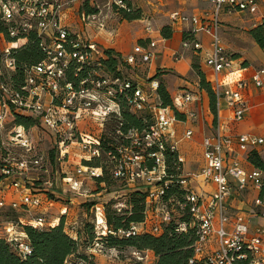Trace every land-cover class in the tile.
Wrapping results in <instances>:
<instances>
[{
  "label": "built area",
  "instance_id": "2783aa9c",
  "mask_svg": "<svg viewBox=\"0 0 264 264\" xmlns=\"http://www.w3.org/2000/svg\"><path fill=\"white\" fill-rule=\"evenodd\" d=\"M72 3L73 0H0V21L9 24V41L0 35L7 44L0 54V173L4 181H8L6 187L19 194V200L7 202L0 199V214L6 208L29 212L37 209L42 201L37 191L26 185L23 177L26 173L45 169L42 158L31 156L32 136L28 133L34 127L26 130L22 126H15L17 115L34 118L37 126L46 129L56 139L59 161L68 155V145H78L85 152L88 162L100 158V140L105 124L111 118H120V100L135 112L148 109L153 113L154 123L141 132L129 130L123 134L118 131L122 144L116 148L117 154L108 153V156L115 164L116 179L135 183L146 177L151 182L149 185L159 187L148 193V207L151 202L162 201L169 186L164 151L169 147L171 152H177L176 146L169 143L174 134L173 126L177 122L173 110L161 105L156 80L142 87L131 77L108 76L95 70V67L92 68L105 56L95 44L89 43L65 25L64 12ZM111 5L119 14L136 11L134 0H112ZM211 6L212 10L202 17L189 18L180 12H174L170 15V20L173 24L189 23L192 26L189 31L184 32L191 37L182 41V48L185 50H201L202 45L196 40V35H209L211 43L205 64L216 76V83L212 87L217 99V109L219 101L225 99L232 115L231 122L240 123L248 111L245 92L251 84L258 88L264 86V69L255 70L249 78L242 75L245 69H232V59L228 57L220 37V17L223 13L255 14L258 10L257 0H211ZM79 16L84 27L97 24L99 30L104 28L98 13ZM51 28L54 29L53 34L47 35ZM147 31H151L150 27ZM32 33L40 39L45 59L35 66L26 67L22 71L23 80L16 81L13 78L17 72L14 50L23 47ZM155 48V41L136 45L123 61L131 70L150 64ZM224 71L227 73L222 80L219 76ZM70 72L76 79L75 82L67 80ZM82 72L86 74L80 76ZM229 76L234 77L228 79ZM180 98L182 102L174 106L177 111L178 106L188 104L193 99L191 94H184ZM7 115H11L12 121L7 122ZM91 119L100 127L98 135H90L81 127ZM8 124L14 126L12 134L8 133ZM191 136V131L185 133L186 138ZM262 144L264 139L255 135H227L219 126L211 136L204 138L205 166L200 173L191 177L205 184L214 183L215 189L204 195H198L189 189L185 197L183 207L189 206L193 219L191 227H195L196 235L190 264L195 261L204 264H264V225H251L252 218H264V195L260 194L253 200L249 215L230 211L237 194L247 188L260 193L264 189V171L254 168L247 172L243 167V160L248 161L249 153ZM147 158L153 160L151 170L144 165ZM183 161L178 156L180 165ZM99 171V168L86 165L80 166L77 174L80 176L87 173L90 178H98L101 176ZM188 179L191 178L181 176L179 185L186 188ZM70 180L71 190L79 192L82 181L73 177ZM47 185L51 187V184ZM156 218L157 221L150 224L146 216L143 223L132 225L127 231H119L118 235L125 238L145 232L160 235L163 226L171 222V215L164 204L156 210ZM21 222L24 223L22 219ZM102 222H97L96 225H104L105 220L102 219ZM27 224L38 229L55 226V223L47 222L41 214L32 217ZM16 227L19 228L11 222L5 223L4 236L0 238L15 243L19 252L28 254L30 248L27 237L23 231H16ZM185 229V224H181L179 230L184 232ZM73 231L74 228L71 227L68 232L76 237ZM141 254L143 255L138 252L136 259L142 262L146 257H139Z\"/></svg>",
  "mask_w": 264,
  "mask_h": 264
},
{
  "label": "rangeland",
  "instance_id": "374dc122",
  "mask_svg": "<svg viewBox=\"0 0 264 264\" xmlns=\"http://www.w3.org/2000/svg\"><path fill=\"white\" fill-rule=\"evenodd\" d=\"M86 1L85 3H88ZM257 1L260 5V9L264 10V0ZM100 4H102L103 8L101 10H103L104 13H109L104 14L98 9H96L97 13L99 14V20L104 26V28H102L101 30H105L108 25L109 31L111 33V28H113V26L117 22L120 23L123 21L122 14L115 12V8L113 7V5H111L112 0H110L109 7L105 6L106 0H101ZM156 5L159 9H166V13L169 12L168 9H189L190 11H193L194 9H200L203 11L206 10L207 13L212 10V6L210 7L211 0H157ZM135 9L137 10V6H135ZM80 11L81 12L79 14H85V10ZM139 13L141 15V12ZM110 14H113L115 17L112 18ZM167 17V15H159L157 21L152 26L155 32L158 31L160 35L164 27H171V24L169 25V20ZM235 17L236 20L227 19L224 22V28L221 32L222 40H224L223 43L227 49L226 51L230 59L240 58L241 61H247V57L245 54H251L253 50V45L251 44L252 39L249 35V31H251V29H254L252 28V25L255 23V21L251 17H246L242 15ZM136 27H138V24L136 25ZM53 32L54 29L51 28L47 32V35H51L53 34ZM165 40L167 42H160L157 45L158 49L164 52L163 47L167 46L174 48L175 51L180 50V41L177 36L173 37V32L171 34V38ZM140 44L141 42H138L137 45ZM6 46V41L3 39L2 36H0V54L3 52ZM102 51H104V49H102ZM155 52L158 53L157 50ZM175 55L178 57L175 56L174 59L180 57L179 53ZM161 59L162 54L158 57L156 61H159ZM194 60L195 59L193 58L192 61ZM162 71L163 70H156L155 72H150L149 64H145L139 66L138 68L136 67L133 70L127 67L124 70V74L126 75V77L133 78L135 83H138L140 86L143 87L144 85H147L148 82L156 80L153 79L156 74H164V72ZM120 111H122V107L120 108ZM128 112L135 114L137 117L143 118V124L145 125H148L151 122L152 124L154 123L153 113L148 109L142 112H135L131 108L129 109L128 107ZM208 117L209 119L212 118L211 112ZM110 120H113V118L109 119L105 124L104 132L106 133V128L108 125V136L112 137L115 124L113 123V121L110 122ZM183 120V118H176L177 122ZM10 121H12L11 115H7V122ZM211 125H214L213 118L211 122L210 120L205 121V128L207 130L211 129ZM81 127L82 129L84 128L86 131H88L87 133L90 135H98L100 130V127L93 119L89 120L86 125L82 124ZM13 128V124H8V133L12 134ZM181 128H183L182 125L180 126V129ZM28 134H31L32 136L31 156H37L42 158L45 169L42 171L37 170L26 173L23 177L25 178L26 185L28 187H33V189L37 191L39 197L42 198V201L37 209H33L29 212H24L20 210H14L15 212H8L9 208L3 210L0 214V236H4L3 225L7 222H11L16 225L18 218H21L24 223H27L32 217L41 214L44 215L47 222L55 223V225H57L59 223L60 218L64 216L66 223V231H69L72 227L74 228L73 233L79 234L78 250L73 256L69 258V264H154L155 256H151L150 253L152 252L150 251L140 252L143 253V255H139V257H146V259L141 262L136 259L139 251H136L130 247L110 248L106 244H104L105 247H102L101 245H96L93 248L90 247L94 243V238L92 237H95L96 234L106 233L105 224L102 226L96 225L97 222L101 223L102 219L105 220L104 215L112 213H115L120 216L128 215L132 211L133 202L140 199L139 196H136V194H134L136 191L149 193L150 191H154L159 187L155 184L149 185L148 183L151 182L148 181L146 177H143L135 183H128L122 180L115 181L111 176L112 174L114 175L115 169L113 164H111L112 162H110L111 157L104 155L101 152L99 161L100 165L104 167L103 170L105 171V174L103 176L106 179V183H97V178H90L87 173H83L82 175L78 176L77 170L80 168V166H86L85 152L81 150L78 145H68V147L66 148V150L68 151V155H66L64 158H62L61 161H59L57 157L58 147L55 141L56 139H54L53 136L46 129L42 128L41 126H37L34 127L33 130H30ZM200 140L201 137L196 134L195 138L188 141V144H193L192 148H188L186 144L180 147L181 144L179 143L178 148L180 147V149L178 151H180L182 155H184V161L181 164L182 176L186 175L187 172L198 171V160L201 156ZM178 151L177 154L178 156H180ZM51 152L54 153V157L50 156ZM259 156L262 160H264V158H262L264 157V151H262ZM99 169L100 171L98 173L102 176V169ZM169 171L170 174H173V171H176V164L172 163L169 168ZM191 176V179H188L189 182H187L188 185L186 186V190L191 189V191L197 192L198 195H204L205 192L199 191V189H197L195 183V181L197 180H194ZM72 177L78 178L82 181V185L81 188H79V192H75L70 188V179ZM47 183L51 184L50 188L48 187ZM6 185H8V181H4V178L0 173V189L5 188L4 191H0V199H4L7 202L11 200H19V194H17L14 190L10 188L8 189V186L6 187ZM9 194L12 196H10ZM146 203H149V201ZM163 203V199L162 201H155L154 203L151 202L148 207L149 210H147L148 223L153 224L155 221H157L156 210L158 209V207L163 205ZM165 204L166 209L171 215V221H174V223L180 222L181 219L184 217L183 203H180L176 198H173L171 202H166ZM14 213L16 217H14ZM15 230L22 232V229L20 227H16Z\"/></svg>",
  "mask_w": 264,
  "mask_h": 264
},
{
  "label": "trees",
  "instance_id": "16d2710c",
  "mask_svg": "<svg viewBox=\"0 0 264 264\" xmlns=\"http://www.w3.org/2000/svg\"><path fill=\"white\" fill-rule=\"evenodd\" d=\"M17 1V0H12ZM86 1V0H85ZM82 4V11L85 10V14H95L96 9H92L88 3ZM88 2V1H86ZM81 12V11H80ZM122 14V13H120ZM141 15L138 10L131 14H122V19L126 21L138 20ZM8 27L9 24L0 21V35H3L6 41L8 39ZM172 34L171 27H164L161 35L164 39H170ZM250 37L257 44L260 49H264V23L257 26L256 28L249 31ZM191 39L187 33H183V40ZM105 58L97 62L95 70L102 71L103 74L108 76H118L123 75L125 68L130 67L124 63L123 58L118 53L111 49H106L103 51ZM13 57L17 63V72L13 75L16 81L23 80L22 71L26 67H31L39 64L45 59V54L40 47V39L36 34L32 33L28 36L27 43L14 50ZM121 70H118V69ZM192 69L199 78L200 89L205 91L209 98V107L211 114L213 116L214 124L217 121V99L215 91L209 81L206 80L204 74L201 72L199 65L196 61L192 63ZM86 72H82L80 76H84ZM159 74H156L153 79H156ZM68 81L75 82V78L72 72L68 74ZM158 96L163 107H170L174 110L176 118H183L173 105L172 98L165 88V86L159 82ZM122 107L121 116L119 119L110 120L115 124L112 137L108 136V125L107 131L104 132L100 140L101 153L108 156V153H116V148L122 144V140L117 135V131L126 134L129 130L143 131L148 129L152 122L148 125L143 124V118L137 117L135 114L128 112V106L122 100H120ZM127 109V110H126ZM15 126H22L24 129L28 130L37 126V120L32 117H24L17 115L14 120ZM54 153L51 152V157H54ZM100 158L93 159L92 161H86L85 164L92 168H101L102 176L96 179L97 183L104 184L106 179L104 178L105 171L104 167L100 165ZM115 167L114 162L110 159ZM248 162L254 166L256 169L264 171V160L261 159L256 151L249 153ZM164 163L166 166V173L168 176L169 186L165 190V195L163 197V204L166 206V202H171L173 198H176L180 203H185V197L189 193L186 188L179 185L178 181L181 178V165L178 163L177 152H171L170 148L164 151ZM176 164V171L170 174L169 168L171 164ZM145 167L149 170L153 167V160L147 158ZM115 181H120L116 179L114 175H111ZM262 195H264V189H262ZM134 194L139 196L140 199L136 200L132 204V211L128 215H117L115 213L104 215L105 219V234H96L93 240V244L90 248L96 245H101L105 247L104 244L110 248L117 247H130L136 251H150L155 256L154 264H190L189 261L193 258V245L196 241L195 227L192 226V216L189 211V206L185 205L183 207V218L180 222L174 223V221L169 222L163 226V231L160 235H154L148 232L140 233L135 236L125 238L118 235L119 231H127L132 225H138L145 221L147 216V206L146 198L148 193H143L136 191ZM8 212H15L9 210ZM14 217H16L14 213ZM18 218V217H17ZM10 223V222H7ZM185 224L186 229L184 232L179 230L181 224ZM65 217L62 216L60 221L54 227H48L44 229L35 228L27 223H22L21 218H18L16 225L22 229L27 237V244L30 248V253L23 254L19 252L16 244L9 242L0 238V264H69L68 260L73 256L79 245V234L76 237L72 236L68 231H66ZM113 232L115 234H110ZM108 241V242H107ZM193 264H204L203 262L195 261Z\"/></svg>",
  "mask_w": 264,
  "mask_h": 264
},
{
  "label": "crops",
  "instance_id": "0c3cea01",
  "mask_svg": "<svg viewBox=\"0 0 264 264\" xmlns=\"http://www.w3.org/2000/svg\"><path fill=\"white\" fill-rule=\"evenodd\" d=\"M84 1L85 0H73L71 6L67 7L64 12V23L70 28L71 31L81 35L83 39L87 40L89 43L95 44L99 49H111L121 55L123 58L132 53L133 48L138 44V42H141V45H144L149 41H155L156 48L153 51L154 57L152 62L149 64L150 72L163 70L162 72H164V74L159 75L156 80L158 81V83L160 82L165 86L172 98L174 106H177L182 102L180 97H182L184 94L192 95V101H190L188 104H183L181 107L178 106V111L180 114H182L184 120L178 121L173 126L174 134L173 137L169 140V143L171 145H175L178 151L184 144H186L188 148H192L193 144H188V141L195 138L196 134L201 137V156L198 160L199 169L197 172H187L186 175H184L185 177H190L191 175L198 174L204 168L205 162L202 157V142L205 137L211 136L214 133L217 126H219L221 131L227 135L252 134L261 139H264V86L258 88L251 84L248 90L245 92L248 111L243 121H241L240 123H232V115L226 105V101L225 99H221L219 101L217 109L216 125H211V129L209 130L205 128V121L210 120L211 122L213 116L211 119H209L208 117L211 112L209 107V98L206 92L200 89L199 78L192 69V63L194 61L197 62L201 72L204 74L206 80L209 81L211 85H214L216 83L215 74L205 64L207 53L210 50L211 38L206 33H198L196 35V40L201 43L202 49L198 51H195L193 49H182L183 33L185 31H189L192 26L189 23L173 24L170 21V15L174 12H180L182 13V15L189 18L193 16L202 17L207 13L206 10L203 11L200 9H194L193 11H190L189 9H168L169 12L166 13V9H159L157 7V0H134V6H137V10L141 12V18L130 22L126 20H123L120 23L117 22L113 26V28H111L112 32L110 33L108 25L105 30H99L97 28V24L90 27L82 26L78 12L80 11V9H82V4ZM87 1L89 3L88 5L92 9H98L100 12L104 13L103 10H101L103 9L102 4H100L101 0ZM257 5L258 10L255 14H249L248 12H237L232 14L223 13L220 17L221 40V32L224 28L223 24L227 19L236 20L235 16L241 15L251 17L255 21V23L252 25V28H256L257 26L264 23V10L260 9L258 1ZM105 6H110V0H108V3L106 0ZM104 14L109 13L106 12ZM161 14L168 16L167 18L169 20V25L171 24L173 37L177 36L181 44L179 51H175L174 48L167 46L163 47L164 52L158 49L157 45L160 42H167L161 37L160 33L158 31L155 32L154 28L152 27L157 21L158 16ZM110 15L112 18L115 17L113 14ZM137 24L138 27H136ZM148 27H150L151 29L150 32L147 31ZM223 42L224 40H222V43ZM251 44L253 45L252 53L245 54L247 57V61H241L240 58L232 59V69L235 71L239 69H245L242 72V75L245 78H249L257 69H264V49H260L253 41V39L251 41ZM156 50L158 51V53L155 52ZM177 53H179L180 55V60L174 59L175 54ZM161 54L162 59L156 61ZM193 58L195 59L194 61H192ZM226 73L227 71H224L222 74H220L219 78H222V80H224ZM233 77L229 76L228 79ZM262 80H264V77H262ZM181 125L183 126V128L180 129ZM187 131L192 132V137L190 139H187L185 137V133ZM179 143L181 145L178 148ZM255 151L260 155L261 152L264 151V144L258 146ZM178 152L180 157L184 159V155H182L180 151ZM238 154L240 157L243 156H241L240 153ZM243 167L247 172H251L255 168L245 160H243ZM195 183L199 191L211 192V190L215 189L214 183L205 184L201 180H197L195 181ZM260 194L262 193H260V191L258 190L247 188L240 194H237L238 196L234 197V200L232 201L230 207V211L234 212L235 214L239 213L245 216L249 215L253 200L260 196ZM251 225L253 227L257 225H264V218H252ZM150 254L151 256H154L153 253Z\"/></svg>",
  "mask_w": 264,
  "mask_h": 264
},
{
  "label": "bare ground",
  "instance_id": "6f19581e",
  "mask_svg": "<svg viewBox=\"0 0 264 264\" xmlns=\"http://www.w3.org/2000/svg\"><path fill=\"white\" fill-rule=\"evenodd\" d=\"M101 223H103V222H101Z\"/></svg>",
  "mask_w": 264,
  "mask_h": 264
}]
</instances>
